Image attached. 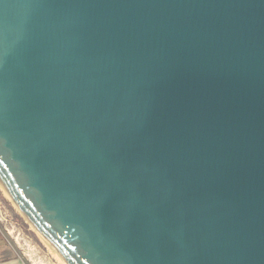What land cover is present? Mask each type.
<instances>
[{"label":"water","instance_id":"1","mask_svg":"<svg viewBox=\"0 0 264 264\" xmlns=\"http://www.w3.org/2000/svg\"><path fill=\"white\" fill-rule=\"evenodd\" d=\"M0 183L65 264H264V0H0Z\"/></svg>","mask_w":264,"mask_h":264},{"label":"rangeland","instance_id":"2","mask_svg":"<svg viewBox=\"0 0 264 264\" xmlns=\"http://www.w3.org/2000/svg\"><path fill=\"white\" fill-rule=\"evenodd\" d=\"M0 236L11 256L26 264H65L21 213L0 183ZM40 258V259H39Z\"/></svg>","mask_w":264,"mask_h":264},{"label":"crops","instance_id":"3","mask_svg":"<svg viewBox=\"0 0 264 264\" xmlns=\"http://www.w3.org/2000/svg\"><path fill=\"white\" fill-rule=\"evenodd\" d=\"M0 264H26L20 257L11 256L10 251L0 247Z\"/></svg>","mask_w":264,"mask_h":264},{"label":"trees","instance_id":"4","mask_svg":"<svg viewBox=\"0 0 264 264\" xmlns=\"http://www.w3.org/2000/svg\"><path fill=\"white\" fill-rule=\"evenodd\" d=\"M0 247L1 248L6 247V244H4V241L1 236H0Z\"/></svg>","mask_w":264,"mask_h":264},{"label":"bare ground","instance_id":"5","mask_svg":"<svg viewBox=\"0 0 264 264\" xmlns=\"http://www.w3.org/2000/svg\"><path fill=\"white\" fill-rule=\"evenodd\" d=\"M35 264H45V263H43V261H41V260H39V261L37 260V261H35Z\"/></svg>","mask_w":264,"mask_h":264}]
</instances>
